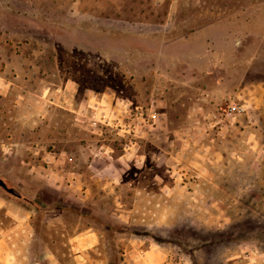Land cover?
<instances>
[{
	"label": "rangeland",
	"instance_id": "1",
	"mask_svg": "<svg viewBox=\"0 0 264 264\" xmlns=\"http://www.w3.org/2000/svg\"><path fill=\"white\" fill-rule=\"evenodd\" d=\"M0 179V264H264V0H0Z\"/></svg>",
	"mask_w": 264,
	"mask_h": 264
},
{
	"label": "crops",
	"instance_id": "2",
	"mask_svg": "<svg viewBox=\"0 0 264 264\" xmlns=\"http://www.w3.org/2000/svg\"><path fill=\"white\" fill-rule=\"evenodd\" d=\"M72 160V159H70ZM91 230V229H90ZM92 232L89 230H86L85 236L82 235L80 236H72L70 238V243L73 247V250L76 252L77 249L81 246H88L89 243L93 244V237H91ZM80 238H84V240H80ZM46 255L48 256V260L46 261V264H57L58 263V257L57 255L53 252V250H50L49 248H47L46 250Z\"/></svg>",
	"mask_w": 264,
	"mask_h": 264
},
{
	"label": "water",
	"instance_id": "3",
	"mask_svg": "<svg viewBox=\"0 0 264 264\" xmlns=\"http://www.w3.org/2000/svg\"><path fill=\"white\" fill-rule=\"evenodd\" d=\"M0 186L6 189L10 193H13V194L16 193V190L12 187H8L7 184L2 179H0Z\"/></svg>",
	"mask_w": 264,
	"mask_h": 264
},
{
	"label": "built area",
	"instance_id": "4",
	"mask_svg": "<svg viewBox=\"0 0 264 264\" xmlns=\"http://www.w3.org/2000/svg\"><path fill=\"white\" fill-rule=\"evenodd\" d=\"M238 106L237 105H232L229 107V113L232 114L234 112H236L238 110Z\"/></svg>",
	"mask_w": 264,
	"mask_h": 264
}]
</instances>
